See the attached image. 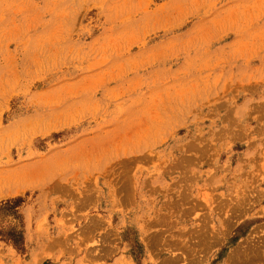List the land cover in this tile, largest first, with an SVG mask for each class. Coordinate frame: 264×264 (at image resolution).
Here are the masks:
<instances>
[{
  "label": "rangeland",
  "instance_id": "374dc122",
  "mask_svg": "<svg viewBox=\"0 0 264 264\" xmlns=\"http://www.w3.org/2000/svg\"><path fill=\"white\" fill-rule=\"evenodd\" d=\"M15 231L0 264H264V0H0Z\"/></svg>",
  "mask_w": 264,
  "mask_h": 264
},
{
  "label": "trees",
  "instance_id": "16d2710c",
  "mask_svg": "<svg viewBox=\"0 0 264 264\" xmlns=\"http://www.w3.org/2000/svg\"><path fill=\"white\" fill-rule=\"evenodd\" d=\"M0 236H6L5 238L11 241V243L15 246L18 247L19 243L21 242V236H20V231H15L12 232L11 234H3L0 232Z\"/></svg>",
  "mask_w": 264,
  "mask_h": 264
},
{
  "label": "bare ground",
  "instance_id": "6f19581e",
  "mask_svg": "<svg viewBox=\"0 0 264 264\" xmlns=\"http://www.w3.org/2000/svg\"><path fill=\"white\" fill-rule=\"evenodd\" d=\"M262 194H263V193H262ZM258 197H259V196H258ZM258 199H259V198H258ZM253 237H254V236H253ZM261 237H263V236H261ZM261 237H260V238H261ZM258 239H259V238H258ZM258 239H257V240H258ZM257 240H255V241L257 242ZM259 240H262V238L259 239ZM259 240H258V241H259ZM262 241H263V243H264V237H263V240H262ZM253 242H254V241H253ZM260 242H261V241H260ZM260 242H259V243H260ZM257 243H258V242H257ZM257 243H255V246H256ZM257 246H258V244H257ZM262 246H263V244L261 243V247H262ZM259 247H260V246H259ZM259 247H257L256 250H257ZM263 247H264V246H263ZM252 249H254V248L252 247ZM256 250H254V252H256ZM257 251H259V249H258ZM237 252H238V251H237ZM240 252H241V251H240ZM248 252H250V251H248ZM251 252H252V251H251ZM251 252H250V256L253 255ZM238 253H239V252H238ZM241 253H242V252H241ZM245 253H246V251H245ZM245 253H244V254H245ZM258 253L260 254V251H259ZM258 253H257V254H258ZM257 254H256V255H257ZM232 255H233V254H232ZM238 255H239V254H238ZM241 255H242V254H241ZM241 255H240V256H241ZM246 255H249V254H246ZM244 256H245V255H244ZM257 256H258V255H257ZM257 256H255V257H257ZM175 257H176V256H175ZM238 257H239V256H238ZM242 257H243V256H242ZM258 257L261 258V255H259ZM258 257H257V259H258ZM239 258H240V257H239ZM248 258H249V256H248ZM192 259H193V258H191V260H192ZM245 259H246V258H245ZM191 260H190V261H191ZM193 260H194V259H193ZM234 260H235V259L233 258V263H232V264H236V262L238 261V260H237V261L234 262ZM240 260H241V259H239V261H240ZM242 260H243L244 262H246L243 258H242ZM246 260H248V259H246ZM253 260H254V256H253ZM174 261H175V260H174ZM239 261H238L237 264H242L241 262L239 263ZM255 261H256V259H255ZM255 261H254V262H255ZM259 262H260V261H259ZM263 262H264V260H263ZM191 263H192V262H191ZM246 263L249 264L248 262H246ZM256 263H258V262H256ZM256 263H255V264H256ZM260 263H261V262H260ZM243 264H244V263H243ZM250 264H252V262H250Z\"/></svg>",
  "mask_w": 264,
  "mask_h": 264
}]
</instances>
